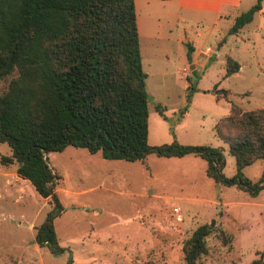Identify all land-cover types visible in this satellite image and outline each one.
Listing matches in <instances>:
<instances>
[{"label": "rangeland", "instance_id": "rangeland-1", "mask_svg": "<svg viewBox=\"0 0 264 264\" xmlns=\"http://www.w3.org/2000/svg\"><path fill=\"white\" fill-rule=\"evenodd\" d=\"M243 7L202 16L169 1L135 0L140 60L151 97L148 145L175 140L222 146L225 176L235 173L234 157L213 124L231 102L242 109L264 104V12L229 32ZM226 55L241 67L224 75ZM7 79H0V91ZM213 87L228 92L216 96ZM157 103L162 114L154 108ZM10 152L0 141V154ZM47 159L58 174L63 209L53 223L65 249L53 254L34 242V226L51 205L48 197L14 173V162L0 163V264H66L68 250L71 264H184L182 242L201 223L210 231L197 264H246L264 246L263 159L241 169L261 185L254 193L214 181L199 155L167 157L150 150L142 161L107 159L68 144L49 151Z\"/></svg>", "mask_w": 264, "mask_h": 264}, {"label": "trees", "instance_id": "trees-1", "mask_svg": "<svg viewBox=\"0 0 264 264\" xmlns=\"http://www.w3.org/2000/svg\"><path fill=\"white\" fill-rule=\"evenodd\" d=\"M259 8L256 0L236 15L229 32ZM238 65L226 55L224 75ZM145 75L133 0H0V79L8 77L0 91V141L11 150L0 154V163L14 162L15 172L48 197L51 205L34 226L38 246L53 254L65 249L54 230L53 219L63 208L56 193L58 174L47 153L68 144L108 159L142 161L150 150L164 156L191 152L206 160L205 173L214 181L252 193L261 187L241 169L264 160V104L242 109L231 102L213 124L234 157L235 173L225 176L218 146L175 140L148 145ZM211 90L216 96L228 92ZM154 108L162 114L164 107L157 103ZM209 231V224L201 223L183 240L184 264H197ZM256 252L246 264H264V246ZM71 261L68 250L66 264Z\"/></svg>", "mask_w": 264, "mask_h": 264}, {"label": "crops", "instance_id": "crops-1", "mask_svg": "<svg viewBox=\"0 0 264 264\" xmlns=\"http://www.w3.org/2000/svg\"><path fill=\"white\" fill-rule=\"evenodd\" d=\"M162 1H169L170 3L174 4L179 10L180 9H190V10L196 11L197 13L199 12L200 15H202V16L207 15V13H209V12H213L214 14H217L220 16L221 13H223V12H225V10H227V8H234V9L238 10V8L240 6L244 5L245 7H243V9H241V11H243V10L247 9L253 2L251 0H162ZM133 2H134V9H135V0H133ZM263 7H264V0H260V8L255 10L253 12V14L255 12L256 13H263L264 12ZM135 13H136V11H135ZM253 14H252V16H253ZM251 19H252V17L250 18L249 21H251ZM249 21L243 23L240 27H238V29H240L241 27L246 25ZM238 29L236 31H238ZM236 31H234V32H236ZM205 50L207 51L208 48L205 47ZM191 62L192 63H190V67L194 68L195 65L193 64V56H191ZM238 64H239L238 68H240L241 64L240 63H238ZM221 147L222 146H220V148ZM188 155H198V154H194V153L189 152V153H185V154L180 155V156H188ZM158 156H164V155H158ZM180 156L171 155V156H167V157H180ZM14 173H16V172H14ZM16 177H18V176H16ZM21 178L26 179L22 176H21ZM26 180L28 181V179H26Z\"/></svg>", "mask_w": 264, "mask_h": 264}, {"label": "built area", "instance_id": "built-area-1", "mask_svg": "<svg viewBox=\"0 0 264 264\" xmlns=\"http://www.w3.org/2000/svg\"><path fill=\"white\" fill-rule=\"evenodd\" d=\"M171 210L173 211V213L175 214L176 216V219H180L181 218V215L179 213V210H178V206L177 205H173L171 206Z\"/></svg>", "mask_w": 264, "mask_h": 264}, {"label": "water", "instance_id": "water-1", "mask_svg": "<svg viewBox=\"0 0 264 264\" xmlns=\"http://www.w3.org/2000/svg\"><path fill=\"white\" fill-rule=\"evenodd\" d=\"M146 98H147V101H148L151 97L147 94ZM212 222H213V221H211V223H212Z\"/></svg>", "mask_w": 264, "mask_h": 264}]
</instances>
